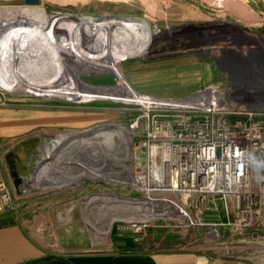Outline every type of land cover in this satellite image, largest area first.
<instances>
[{
    "label": "rangeland",
    "instance_id": "obj_1",
    "mask_svg": "<svg viewBox=\"0 0 264 264\" xmlns=\"http://www.w3.org/2000/svg\"><path fill=\"white\" fill-rule=\"evenodd\" d=\"M42 3L47 12L57 20L55 27L49 26L48 30L55 34V42L63 50L62 53H70L64 63L65 71L71 74L66 77L69 80L65 81L68 82L67 85L77 81L83 88L105 92L125 87L123 67L127 59L116 61L120 70L115 67L117 72H114L111 66L108 71L100 67L95 68L91 65V60L77 62L79 55L73 50L71 38L67 39L63 35L71 25L66 26L59 23V20L75 25L76 20L84 16L106 17L111 15L110 13L147 19L154 29L148 51L144 55L128 59L130 63L142 60L146 64L159 67L150 69L148 73H136L140 80L135 83L143 85L140 89L136 88L129 78L124 77L138 95L172 99L177 102L196 94H205L214 99L215 91L220 90L225 93L227 101L238 103V106L227 107L238 108L242 104L244 107L253 108L257 118L264 120V100L258 98L264 96V0H217L215 5L203 0H25L0 2V8ZM182 7H186V15L181 14ZM199 10L209 19L200 20ZM210 26L212 30H208ZM240 26L246 29L247 34L242 33ZM248 34L252 36L248 37ZM253 36H258L261 40ZM139 39L140 37L137 38ZM72 54L76 58H73ZM181 61L186 64L194 62L197 67L186 69V74L180 75V72H176V65ZM184 77L193 78L195 82L192 85L196 86H178L180 81L184 82ZM0 91L11 102L47 105L37 108L51 109L59 121L53 125L39 124L31 135L0 150V173L4 177L10 176L13 182L20 181L19 185L25 189L24 192L28 186L31 189L30 192L20 194L21 188L15 185L18 194L12 197V202L5 209L17 210L19 219L38 244L50 251L66 253L116 251L132 244L134 248L141 250L172 247L186 250L206 249L204 251L213 255L221 251L222 258L237 264H264V253H259L255 245L235 232L232 226H222L216 232L206 226L192 224L190 219L185 223L180 216L178 220L174 215L173 218L153 219L151 226L143 233L133 232L129 225L145 218L129 203L116 202L109 196L147 200V194L129 184L108 182L104 179L93 180L86 174V168H99L106 174L127 175L126 179L131 175L133 178L135 174L128 166L129 161L120 160V157L122 159L125 156L120 154L119 148L115 149V146L111 145H107L105 151L98 148L95 130L100 126L112 124H123L129 129L132 118L141 114L146 105L133 99L110 100L89 92L86 93L84 101H77L61 95L30 94L19 90ZM171 105L184 104L158 106ZM58 133L69 134L61 146H65V152L46 160L42 159L39 149L43 142L42 137L49 140ZM115 142L117 145L121 144L117 135ZM131 147L135 160L140 148L133 140ZM78 162H84L85 168ZM46 163V172L39 179L38 167ZM65 182L71 185L59 190ZM50 185H53L52 189L43 190L45 186ZM162 205L156 204L155 208L167 211ZM205 217L207 220H225V215L220 209L206 214ZM110 227L109 237H106ZM92 232L100 235L99 243H94ZM220 233L225 236L217 241L231 247L221 250L207 249L215 248L217 244L212 242L208 235L213 237Z\"/></svg>",
    "mask_w": 264,
    "mask_h": 264
},
{
    "label": "built area",
    "instance_id": "obj_2",
    "mask_svg": "<svg viewBox=\"0 0 264 264\" xmlns=\"http://www.w3.org/2000/svg\"><path fill=\"white\" fill-rule=\"evenodd\" d=\"M239 106L145 107L130 122L140 148L136 174L150 189H140L147 200L173 209L176 219L232 226L264 253V120L253 108ZM11 202L10 186L0 177V212ZM216 209L224 221L206 219ZM153 219L129 228L143 233ZM224 236L208 238L218 242ZM215 255L222 258L221 251Z\"/></svg>",
    "mask_w": 264,
    "mask_h": 264
},
{
    "label": "bare ground",
    "instance_id": "obj_3",
    "mask_svg": "<svg viewBox=\"0 0 264 264\" xmlns=\"http://www.w3.org/2000/svg\"><path fill=\"white\" fill-rule=\"evenodd\" d=\"M181 14L186 15V7L181 8ZM67 19L69 20V17H67ZM56 22L57 20L47 12L43 3L38 5L27 4L19 7L5 6L0 8V89L8 92L19 90L25 93L43 94L47 96L61 95L69 99H76L77 101H84L86 93L89 92L97 97H104L110 100H138V102L146 105L144 106L146 108L198 106L223 108L229 105L238 106V103L227 101L225 93L220 90L215 91L214 99L205 94H196L187 99L178 100L177 102L172 101V99H155L143 94L138 95L136 91L130 87L124 77L123 81L125 87H121L120 89H118V87L109 92L94 88H83L77 81H75V83L69 82L67 85L68 82L66 83L65 81L69 80L68 78L66 79V77L71 74L65 71L66 65L64 63L69 58L70 53L67 51H64L65 54L62 53L63 50H61L55 42V34H53L52 30L51 32L48 30L49 26L55 27ZM59 23H64L66 26L71 25L63 35L67 39L71 38L73 50L76 55H79L77 56L79 58L76 59L77 62H82L84 60L98 61V63H95L97 65L91 61L90 63L91 65L93 64V67H100L102 70L106 71L112 68L114 72L119 70L116 66V61L125 60L137 55H144L148 51L154 33V29L150 26V22L147 19L133 17L116 18L112 14L106 17H97L93 15L84 16L76 20L75 25L60 20ZM140 31L143 33H140ZM138 37H140L139 40H137ZM256 38L261 40L258 36ZM132 41L138 42L134 43ZM72 57L76 58L74 55ZM15 59H18V61H15ZM115 67H117L118 70H116ZM171 103H183L184 105L158 106L169 105ZM125 134L129 135L125 136ZM133 134L134 132L123 124L100 126L95 130V135L97 136L96 143H98L96 145H98V148L104 149L107 145L115 146V149L119 148L120 154L125 156L122 159L120 157V160L129 161L128 166L132 168L135 174L133 178L131 175H129V179H126L127 175L118 176L106 174L99 168H86V174L91 176L93 180L104 179L108 182L129 184L139 190H150L140 182L136 174L138 169L135 165L134 152L131 147ZM116 135L121 139V144L119 145L115 142ZM67 136V134L60 135V133H58L54 138H50L49 140L46 139V137H42L43 142L39 148L41 151V158L46 160L51 156L64 153L65 146L63 148L61 146ZM93 150L97 151V149ZM108 159L110 158H105V160ZM13 162L14 161H12V163ZM41 164L37 170L39 179L43 177L48 167L47 163L44 165ZM78 164L83 166L84 162H78ZM69 185H71V183L65 182L64 186H60L58 189L62 190V188L68 187ZM77 185H80V183H77ZM52 188L53 185L45 186L43 190H50ZM30 190L28 186L26 192H30ZM109 198L116 202L129 203L133 209L141 212V216L145 219H153L157 216L173 218L177 213L174 212L173 209H168L167 211L157 210L155 208L156 204H162L159 201L151 202L146 199L140 200L137 198L125 199L114 195H110ZM180 217L185 223L190 219L186 216L180 215ZM198 224L211 228L216 232L219 231L220 227L227 226L226 224L218 226L206 221L199 222ZM110 231L111 227L108 228V235L106 237H109ZM221 234L222 233H220V235ZM217 236H219V234ZM92 237L94 243L100 242L101 237L99 234L92 232ZM215 243H217L214 246L216 249L231 247L229 244L220 242Z\"/></svg>",
    "mask_w": 264,
    "mask_h": 264
},
{
    "label": "crops",
    "instance_id": "obj_4",
    "mask_svg": "<svg viewBox=\"0 0 264 264\" xmlns=\"http://www.w3.org/2000/svg\"><path fill=\"white\" fill-rule=\"evenodd\" d=\"M22 1L25 0H0V2ZM203 1L215 5L217 0ZM110 14L114 15L116 18L124 17L113 13ZM198 15L201 17L200 20L209 19L201 10H199ZM209 28L208 30L213 29L211 26ZM239 28L242 33L247 34L245 32L246 29L242 26ZM251 36L252 35L248 34V37ZM125 61L123 71L126 76L123 75L125 78H129L130 82L139 89L142 88L143 85L135 83L140 80V77H137L136 73H143L145 71L148 73L150 69L159 67L154 64H146L142 60H136V62L131 63L129 59ZM195 67H197V65L194 62L192 64H186V62L181 61L176 65V68H178L176 72H180V75L186 74V69ZM195 72H198L197 69ZM194 82L193 78L184 77V82L183 80L180 81V85L178 86L191 88L196 86L192 85ZM194 93L195 92H193V94ZM37 106L47 105L28 102H11L7 96L0 91V150H4L17 140L31 135L39 124L53 125L59 123L51 109H38ZM61 134L66 133H60V135ZM67 135L69 136V134ZM0 177L9 184L12 197L18 194V189H16L17 186L21 188L20 190L22 192H20V194L25 193V189L19 185L20 181L13 182L10 176L7 175L4 177L1 173ZM134 247L135 246L132 244L127 248L116 251L92 253L50 251L33 239L26 225L19 219L17 210L12 209L10 211L5 209L0 212V264H237V262L226 258H217L216 255L209 253V251H204L206 249L186 250L172 247L160 250H141Z\"/></svg>",
    "mask_w": 264,
    "mask_h": 264
},
{
    "label": "water",
    "instance_id": "obj_5",
    "mask_svg": "<svg viewBox=\"0 0 264 264\" xmlns=\"http://www.w3.org/2000/svg\"><path fill=\"white\" fill-rule=\"evenodd\" d=\"M28 2H36L37 0H27Z\"/></svg>",
    "mask_w": 264,
    "mask_h": 264
}]
</instances>
